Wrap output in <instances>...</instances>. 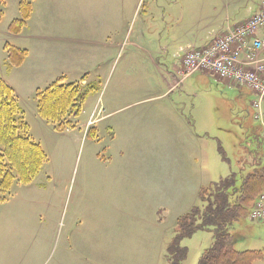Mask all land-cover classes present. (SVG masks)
<instances>
[{"label": "rangeland", "instance_id": "obj_1", "mask_svg": "<svg viewBox=\"0 0 264 264\" xmlns=\"http://www.w3.org/2000/svg\"><path fill=\"white\" fill-rule=\"evenodd\" d=\"M113 1L115 7L109 8L108 0H31L32 13L26 27L13 36L8 27L20 16L19 0H0V79L7 82L8 77L11 83L21 80L15 82L16 98L28 136L48 158L29 184L13 181L4 195L6 200L0 202V264H168L166 247L173 237L175 218L198 205V194L193 199L194 192L183 189L181 199L169 205L156 204L155 195L160 190L151 180L143 185L133 179L129 187L120 178L113 181L109 170H116L119 159L111 157L116 150L115 145L110 146L111 132L104 122L96 123V132L82 128L93 111L97 119L135 101L147 104L137 107L143 115L152 104L156 108L162 104L161 112L166 117L162 119L164 125L158 126L160 139L151 136L142 144L159 148L164 133H168L172 148L178 150L165 158L170 160L173 173L180 168L189 170V178L203 185L200 188L238 173L243 160L264 163V123L253 118L251 102L255 98L248 90L201 72L186 78L180 75L176 78L181 86L171 92L166 88L174 67L180 70L183 54L174 52L172 46H181L184 51L203 46L192 43L211 32L239 25L262 0ZM121 1L123 5H119ZM120 14L125 34L127 28L132 33L126 38L124 50L104 61L108 24ZM154 28L162 32L153 35ZM136 37L171 45V50L157 60L159 71H154L142 54L136 56L130 47ZM5 44L29 53L19 72L9 76ZM65 51L72 53L70 60L57 62L59 53ZM52 69L65 72V83L77 82L87 91L82 112L70 119L73 128L61 133L39 118L30 84L33 74L47 75ZM130 90L138 95L133 99L123 97ZM165 92V97L160 96ZM125 110L113 115L121 116ZM159 155H140L137 159L142 165L148 162L149 174ZM176 175L177 180L183 178L180 173ZM156 220L164 227L163 237L154 229ZM120 230L131 246L110 236ZM158 236L163 244L160 254L152 243ZM232 240L236 251L261 250L264 222L249 217L238 222ZM211 242V233L205 230L182 240L181 246L186 249L182 264H197ZM136 249L138 252L132 253ZM253 264L264 262L256 260Z\"/></svg>", "mask_w": 264, "mask_h": 264}, {"label": "trees", "instance_id": "obj_2", "mask_svg": "<svg viewBox=\"0 0 264 264\" xmlns=\"http://www.w3.org/2000/svg\"><path fill=\"white\" fill-rule=\"evenodd\" d=\"M19 18L11 22L8 32L20 33L31 14V0H19ZM5 68H18L27 57L26 50L8 44ZM87 91L77 82L65 83L63 77L44 89L35 90L36 111L40 119L53 125L56 132L73 128L70 119L81 112ZM22 110L12 88L0 79V202L13 181L29 184L47 163L42 148L28 136ZM91 130V129H90ZM88 130L87 132H89ZM240 164V162H239ZM264 193V163L243 160L238 173H231L199 190L197 201L187 213L177 218L173 237L166 247L168 264H182L186 249L181 241L199 230L211 233L212 242L197 264H253L264 262V247L254 251H236L232 235L235 225L249 217L258 197ZM2 196V197H1Z\"/></svg>", "mask_w": 264, "mask_h": 264}, {"label": "crops", "instance_id": "obj_3", "mask_svg": "<svg viewBox=\"0 0 264 264\" xmlns=\"http://www.w3.org/2000/svg\"><path fill=\"white\" fill-rule=\"evenodd\" d=\"M108 1L110 2V3L109 2L107 3L109 8L115 7L114 3L116 2H114L113 0H108ZM139 2L140 0L134 1V3L136 4H139ZM119 5H123V1H121ZM121 10L123 11L124 8ZM31 13H32V5H31ZM27 22L24 28L26 27ZM112 22H113L112 24L110 25L108 24L110 28H109V31L107 29L108 33H107L106 41L103 44V52H104L103 60L104 61H106L114 53H117L119 55L120 52L124 50L125 45L128 44V42H126V38L128 40V36L131 35L132 33V31L131 32L129 31L130 28H127L126 34H125V30H124L125 24L123 23V14H120V16L112 17ZM162 22L165 23L163 17H162ZM228 27H232V26H228ZM228 27H226V29ZM226 29H221L219 31L211 32L205 37H200V38L198 37L194 40L192 44L200 43L202 45L203 44L205 45L213 36H216L224 32ZM152 31H153V35H156L162 32L161 29H156V28H154ZM53 41L54 42L56 41L57 43V39H53ZM162 42H163L162 40H159L156 42V40H154L153 38L150 43L149 40H145V38L143 37L142 38L136 37L134 41L130 42V47L135 52H137L136 56L138 54L140 55L142 54L143 55L142 57L143 58L145 57L144 59L149 61V63L152 65L154 71H159L161 68L159 64L157 63V60L161 56H163V54H167L171 50V45L169 46L167 41H164L163 43ZM54 46H53V49H54ZM172 48L174 49V52L175 50H177L178 52L184 51V49L178 45L174 47L172 46ZM53 55L57 56L56 54H53ZM71 56H72V53L70 51H68L67 53L66 51L61 54L59 53V57L57 56L58 59L56 61L59 63L61 62L63 63V62H66L65 58H67L66 60H70ZM28 57H29V53H27V57L22 63V65L18 68H14L13 69L14 71L13 70L7 71V75L9 76V75H13L14 73L19 72L18 70L24 66ZM52 70L53 71L50 74L47 73V75H43V76L37 75V73L33 74V80H31V83H30V84H33L32 90L35 91L37 89H41L43 88V86H46L47 84L49 85L54 80L65 76V72L64 71L61 72L60 69H55V70L52 69ZM174 70H175L174 74H171L172 76L169 74V76L171 77V82H167L166 84L167 92H171L175 87L181 86L182 84L181 80L176 78L180 76V73H179L180 70H178L176 67H174ZM203 74L207 75L205 73ZM25 75L23 76L22 79L25 78ZM15 82L16 83L21 82V80L19 79L14 80L11 83V81H9L7 77L6 83L13 89L14 93L16 94L17 87H15L16 86ZM81 82H83L82 84H84L83 80ZM12 86H14V88ZM167 92H165L164 94L160 96L165 97ZM126 95H129V99H133L138 95V92L136 90H133V91L130 90L123 97H125ZM145 105L147 104L134 101L133 103L124 105L123 107L119 108L117 111L113 113L111 112L109 114H106L105 115L106 118H102L105 116H101V117L99 116L96 119L97 116L96 117L93 116V113H94L93 111L89 115V118L86 121V123L82 125V128L85 127L84 130H87V129L95 130L94 126L96 125V123L104 122L107 129H109V131L111 132L112 137H111L110 146H114V145L116 146V150L114 148V154L111 157L114 156L117 158L118 156V159H119V163L116 165V170H113V169L109 170L108 168V170L112 172L111 176L114 177L113 181L120 178V181L123 182V185L125 187H129L130 182H132L133 179L143 182L142 183L143 185L146 183L145 180H151L154 183V186L156 187V189L160 190L158 194L156 195L154 194L155 199H156L155 201L156 204L157 202H161V203L166 202L165 204L169 205L173 201L181 199L183 194L185 193L183 189L186 190L187 193H188V190L191 193L194 192L193 199H195V196L198 194L200 187L203 185L200 186L199 182L196 180L192 181V179H190L188 176L189 170H186L183 168H180L178 172H175L176 174L178 173L182 174L183 178L179 180L175 178L177 175L173 173L172 166L170 165V160L169 159L166 160L165 158H171V156L176 155L178 153V150L172 148V143H171L172 139H169L168 133H164V137L161 139L163 143L161 144L159 148H155L154 146L151 148H148V146L142 144L144 143V140L145 142L149 141L148 138L151 136L157 137L158 140L160 139L159 137L161 133L158 132L159 131L158 126L159 124L164 125L165 122H163L162 119L166 117V114L161 112L164 108L162 104H158L157 108L152 104L148 108V111L145 112L143 115H141L140 114L141 108L137 111V107H142ZM155 109L157 110V115L154 117ZM123 110L125 111L121 112V116L116 117L113 115L116 112L123 111ZM126 111H129V112H126ZM166 135H168V137ZM110 149L111 151H113L112 148ZM157 153L160 154L159 155L160 159L159 161H157V164L156 162H153L150 173L148 174L149 172L148 162L142 165L139 163L137 157L141 155L142 158H149V157L153 158L155 154ZM145 154H146V157H145ZM106 184H108V182H106ZM132 201L133 200L130 199V203ZM183 214H185L184 211L183 213H179V215H177V217L175 218V222L177 218ZM133 217L136 220V216L133 215ZM157 222L158 221L156 220L153 225L154 229L161 232L162 237H163L164 227L161 226L160 222H158V225H157L156 224ZM171 228L172 227L170 225L168 229L170 230ZM110 236H112L114 239H116V241L120 243L123 242L126 246H131L124 239L122 230H120L116 234H110ZM158 237L159 238L155 239L152 243H155L157 245L159 249V254H160L161 249L163 248V244L161 241L162 237L160 236ZM136 252H138L137 249L132 253H136ZM128 253H131V252H128Z\"/></svg>", "mask_w": 264, "mask_h": 264}, {"label": "built area", "instance_id": "obj_4", "mask_svg": "<svg viewBox=\"0 0 264 264\" xmlns=\"http://www.w3.org/2000/svg\"><path fill=\"white\" fill-rule=\"evenodd\" d=\"M201 72L254 95V120L264 123V0L247 20L213 36L205 45L180 57L183 78ZM250 219L264 222V194L254 203Z\"/></svg>", "mask_w": 264, "mask_h": 264}]
</instances>
